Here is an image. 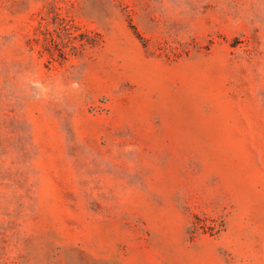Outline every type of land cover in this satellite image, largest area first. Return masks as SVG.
Segmentation results:
<instances>
[{
  "label": "rangeland",
  "instance_id": "374dc122",
  "mask_svg": "<svg viewBox=\"0 0 264 264\" xmlns=\"http://www.w3.org/2000/svg\"><path fill=\"white\" fill-rule=\"evenodd\" d=\"M0 264H264V0H0Z\"/></svg>",
  "mask_w": 264,
  "mask_h": 264
}]
</instances>
